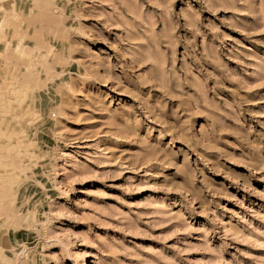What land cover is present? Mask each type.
I'll list each match as a JSON object with an SVG mask.
<instances>
[{
    "label": "rangeland",
    "instance_id": "374dc122",
    "mask_svg": "<svg viewBox=\"0 0 264 264\" xmlns=\"http://www.w3.org/2000/svg\"><path fill=\"white\" fill-rule=\"evenodd\" d=\"M0 264H264V0H0Z\"/></svg>",
    "mask_w": 264,
    "mask_h": 264
}]
</instances>
